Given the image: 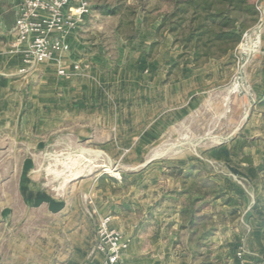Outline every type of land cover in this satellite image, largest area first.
Instances as JSON below:
<instances>
[{
    "label": "crops",
    "instance_id": "0c3cea01",
    "mask_svg": "<svg viewBox=\"0 0 264 264\" xmlns=\"http://www.w3.org/2000/svg\"><path fill=\"white\" fill-rule=\"evenodd\" d=\"M22 1L0 0V171L5 175L2 185L8 175L14 177L15 192L14 197L3 192L0 202V264H101L102 255L90 253L97 218L106 214L111 215L110 227L128 242L114 264H198L195 238L178 233L181 202L165 199V192L177 184L164 164L151 166L146 198L111 201L82 158L107 154L145 157L149 163L169 157L170 149L158 150L157 142L170 141L174 124H195V90L222 72L226 78L233 75L234 65L227 64L230 52L194 66L191 57L180 56L169 34L159 35L141 14L129 32L121 31L118 16L110 25L115 41L109 46L80 32L86 23L100 30L111 17L91 7L90 13L73 15L62 32L53 33L68 51L28 64L27 42H20L13 29ZM76 63L86 66L59 74ZM254 91L257 97L260 93ZM249 106L242 103L237 131L227 133L203 158L218 187L226 188L239 209L234 219L213 226L207 241L211 258L227 264H264V132L249 137ZM260 128L264 130V123ZM215 138L216 132L206 137ZM189 139L181 135V140ZM127 142L133 143L129 154L122 147ZM148 143L156 147L147 151ZM44 157H79L85 172L64 181L34 160ZM124 205L133 207L137 217L122 214ZM33 210L44 212L25 213ZM30 222L32 229L26 226Z\"/></svg>",
    "mask_w": 264,
    "mask_h": 264
},
{
    "label": "rangeland",
    "instance_id": "374dc122",
    "mask_svg": "<svg viewBox=\"0 0 264 264\" xmlns=\"http://www.w3.org/2000/svg\"><path fill=\"white\" fill-rule=\"evenodd\" d=\"M104 1L111 5H119L118 3L120 2L126 5L123 6L120 15H111V17L105 18L100 30H96V28H92L91 25L86 23L83 25V29L80 27V32H82L86 38L104 41L107 45L111 46L110 43H113L112 41H115V39L110 31V25L116 24L118 16L120 17V21L117 24L120 26L121 31L129 32L133 23H130L131 19L132 21L135 20L137 16L140 14L142 15V13L137 12L138 14L132 17V12L127 5L128 2L130 3L134 0H91V7H94L96 4H101ZM149 3L151 5L154 1L149 0L148 4ZM256 7L259 13L257 22L243 33L239 44L232 52L230 51L232 60L227 62V64L234 65L233 75L226 78V73L222 72V77L212 79L209 84H205L195 90L197 91L196 102L198 103L195 110L196 119L193 120L195 124L186 126L174 124L170 127V141L164 143L157 142L158 150L162 147L170 149L171 153L169 157H157L152 159L149 163H146L148 159L145 157L123 156L120 158H113L107 156V154L103 157L89 156L86 157L85 160L82 158V162L84 161L85 164L89 166L88 170L92 168L93 175L96 176L100 187L104 188L108 195H110L111 201H133L137 197L140 199L146 198V195L151 191L149 173L152 165L154 168L156 166H163L164 164L168 176L173 178L174 181V176L171 175L172 173L170 171L171 167L182 168L185 172L193 175L199 170L201 171V175L198 179L206 180L212 177L211 180L215 182V177L209 174L210 167L207 168L204 166L205 160L203 158L211 147L215 148L221 144V138L225 137L227 133H231L232 130H234V132L237 131L238 123L242 121L243 102L250 103L249 116L252 119L249 126V137L251 135L260 136L264 132V130L260 128V125L264 123V104H261L264 101V0H256ZM94 21L95 19L92 25H94ZM242 43L244 44L241 45ZM241 47H243V49H241ZM260 58L263 61H261V63L257 62L258 60L260 61ZM259 69H261V71H259ZM231 76H233L232 80L229 79ZM242 88H244V90H242ZM232 89H235L233 93H231ZM254 90L260 93L257 97L254 95ZM215 132L217 133V138L212 140L206 139L208 134H214ZM183 134H187L191 139L181 140V135ZM131 145L133 146V143H123V150H126L127 154L130 153L129 149ZM152 146L153 144L150 145L148 143L145 148L148 151L156 147ZM250 146L253 148L255 145L250 143ZM145 148H142L140 151L145 153ZM12 160L13 159H11V161ZM34 160L37 164H40L41 167L43 166L44 171L48 170L57 177L63 176V179L65 178L64 181H67L69 178H76L85 172V168L79 162L81 160L79 157H44ZM190 162H193V164L189 165L191 164ZM217 167L220 170L218 165ZM1 169L0 159V170ZM4 176L5 175L0 171V202L3 199V192L10 193L11 197L15 196L13 189L14 177L12 179V175H8L9 181L6 179V184L2 185V178ZM176 184L177 185L174 184V186L170 187L165 192V199L171 201L174 205L181 202V198L178 199L179 197L171 192L173 189L179 187L178 183ZM223 189L225 190L226 188ZM225 191L227 192V190ZM212 201V206L217 212L228 213L232 208L231 202L225 204L223 202L224 198L222 197L213 199ZM111 204L113 207L110 211H112L111 213L113 214V211L116 210V206L114 202ZM123 207L124 209H121V211L126 217H137L138 212H136L133 207L129 205H124ZM43 212V210L25 211V213L29 214H39ZM230 220H232V216L228 214L227 219H225L223 223L229 222ZM33 224V222L26 223V226H30L31 228L29 229H32ZM217 225H221V223ZM183 234L184 232L181 233L180 236ZM208 250L209 247L204 246L200 247L196 252L195 257L196 260L199 261L198 264H227L226 260L216 259L214 257L211 258V254L208 253ZM205 256L208 257L205 258Z\"/></svg>",
    "mask_w": 264,
    "mask_h": 264
},
{
    "label": "trees",
    "instance_id": "16d2710c",
    "mask_svg": "<svg viewBox=\"0 0 264 264\" xmlns=\"http://www.w3.org/2000/svg\"><path fill=\"white\" fill-rule=\"evenodd\" d=\"M148 1L128 2L132 17L141 12L143 22H151L159 35L169 34L181 49L180 56L191 57L194 66L227 55L259 15L256 0H153L151 5ZM118 4L104 1L94 8L103 15H120L126 4ZM170 171L179 185L171 192L181 198L178 233L189 232L199 248L207 247L208 237L215 230L213 226L223 223L228 214L232 219L236 217L238 205L211 179H198L201 171L197 170L195 175L177 167H171ZM221 197L225 204L231 202L228 213L217 212L212 206V200Z\"/></svg>",
    "mask_w": 264,
    "mask_h": 264
},
{
    "label": "built area",
    "instance_id": "2783aa9c",
    "mask_svg": "<svg viewBox=\"0 0 264 264\" xmlns=\"http://www.w3.org/2000/svg\"><path fill=\"white\" fill-rule=\"evenodd\" d=\"M90 10L91 0H23L17 9L13 29L20 42H27L24 61L35 64L49 59L55 51H68L69 46L60 38H52L53 33L62 32L63 25L72 22L73 15L80 17ZM82 66L86 64L61 68L59 74L69 75ZM110 221V214L100 215L94 231L90 254L100 253L101 264L116 263L121 250L128 244L120 230L110 227Z\"/></svg>",
    "mask_w": 264,
    "mask_h": 264
},
{
    "label": "bare ground",
    "instance_id": "6f19581e",
    "mask_svg": "<svg viewBox=\"0 0 264 264\" xmlns=\"http://www.w3.org/2000/svg\"><path fill=\"white\" fill-rule=\"evenodd\" d=\"M158 154V153H157Z\"/></svg>",
    "mask_w": 264,
    "mask_h": 264
}]
</instances>
